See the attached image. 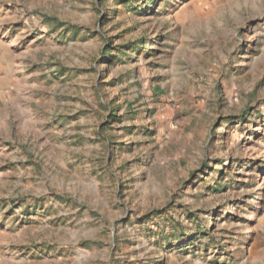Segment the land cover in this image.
<instances>
[{
	"label": "rangeland",
	"instance_id": "374dc122",
	"mask_svg": "<svg viewBox=\"0 0 264 264\" xmlns=\"http://www.w3.org/2000/svg\"><path fill=\"white\" fill-rule=\"evenodd\" d=\"M0 264H264V0H0Z\"/></svg>",
	"mask_w": 264,
	"mask_h": 264
},
{
	"label": "trees",
	"instance_id": "16d2710c",
	"mask_svg": "<svg viewBox=\"0 0 264 264\" xmlns=\"http://www.w3.org/2000/svg\"><path fill=\"white\" fill-rule=\"evenodd\" d=\"M120 2H123L124 0H119ZM109 48L110 47H107V49H106V52H108V50H109ZM107 54V53H106ZM112 115H114V114H112ZM245 119V117H242L241 118V120H244ZM214 190H217V188H214Z\"/></svg>",
	"mask_w": 264,
	"mask_h": 264
}]
</instances>
